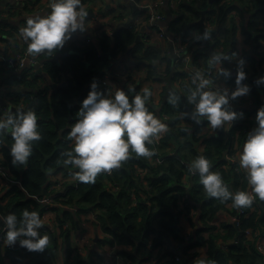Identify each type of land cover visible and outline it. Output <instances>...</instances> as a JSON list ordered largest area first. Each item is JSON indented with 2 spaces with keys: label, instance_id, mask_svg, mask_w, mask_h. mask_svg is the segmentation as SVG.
Returning <instances> with one entry per match:
<instances>
[{
  "label": "trees",
  "instance_id": "1",
  "mask_svg": "<svg viewBox=\"0 0 264 264\" xmlns=\"http://www.w3.org/2000/svg\"><path fill=\"white\" fill-rule=\"evenodd\" d=\"M188 1L182 5H186L189 11L195 14V18H198L200 10ZM222 1L216 0L211 5L204 26L194 23L196 20L187 22L182 15L176 16L169 2V9L173 13L168 22L169 31L171 34L181 31L184 40L198 31L194 38L202 45L199 56L206 63L205 71L209 72L217 67V62L210 63L213 53L231 56L232 52L237 51L238 28L242 29L246 36L245 42L251 44L250 49L248 48L250 54L245 56L244 53V57H247L251 63L250 69L245 68L247 76L244 83L250 85L249 93L253 96L255 106H236L234 109L242 110L243 116L238 118L229 131L223 129L200 136V129L208 121L204 119L197 123L190 116L184 115L185 111L190 113L193 108L188 101V95L195 87L192 82L193 76L187 79L188 74L178 71L172 57H163L168 60L165 69L167 75L176 68L173 73V90L170 94L175 92L179 100L173 104L168 97L167 102L162 105L161 111L169 113L168 121L173 126L167 130L160 142L149 143V147L155 149L154 155L160 154L162 161L158 164L150 163V157L138 156L130 149L129 157L122 161L120 166L110 171H101L94 182H83L78 178L65 181L64 186L56 192V205L51 208L55 212L52 226L44 222L40 229L41 235L46 234L49 237L47 248L44 251H30L22 247L18 241L14 245L7 243L4 248L0 244V263H5L3 257L5 254L10 260L7 264H59L58 247L61 244L62 251H60L67 261L75 255L73 264H87L89 258L92 260L91 264H95L93 255L97 254L102 258V253L90 250V257L85 259L78 253L71 240L72 232L79 227L78 223L82 225V214L89 212L92 207L93 210H100L96 224L106 233V236H103L97 244L119 243L122 245L120 254L130 260L131 264L146 263L152 253L149 249L151 242L155 248L161 247L164 251L163 264H179L175 259L179 249L173 240L182 244L184 252L195 246L206 244L211 264H264V254L258 250L246 233L248 228L254 231L260 229L264 233V199L258 197L257 203L261 211H254L250 216L241 215L239 225L232 218L217 225L215 222L217 214L226 209L228 203H233L232 199L225 201L209 196L199 174H193L188 167L197 156L205 155L210 161V170L219 172L233 192L248 191L250 184L247 175L242 171H236L233 167H225L224 164L227 160L226 154L234 146L235 136L239 133L241 140L246 132L251 130L256 121L252 118V114L264 105V82L257 83V78L264 76V51L258 50L256 45L258 40L264 37V27L257 13H253L254 4L258 3L256 12L264 14V0H239L236 4H234L235 0ZM216 4L221 5L217 8ZM131 6L132 4L127 2L117 4L109 11L114 18L124 19L126 15L133 14V8L129 9ZM231 11L238 12L240 21L234 19L232 24L226 26L227 15ZM144 12L147 10L141 8L135 15ZM18 14V11L7 13L11 17H16ZM23 21L26 23L27 19ZM208 21L218 24L217 27L211 28L210 25L208 26ZM0 25L9 27V31H6L10 34L20 29V24L16 23L1 21ZM205 30L211 33L209 42L203 38L197 39V36ZM140 31L131 22L128 27H121L118 30H104L97 44L89 43L83 47L79 46L73 53L69 50L74 44H64L62 48L51 51L45 50L41 56L45 60L43 73L34 72L28 67L8 71L3 64H0V84L10 87L9 92L3 94L4 100L10 102L7 103L10 110L15 112L21 109L20 107L34 109L38 116L39 130L42 133L41 139L33 141V152L26 164H13L10 153L13 138L7 132L0 134V158L6 165L8 164L16 179V182L8 186L2 198L5 202H0V216L11 212L21 217L25 208L37 210L42 216L48 206L40 198L49 191L54 182L53 174L62 171L65 176H70L78 170L74 165H66L63 162L65 157L62 153L74 145V139L68 134L75 120L78 119L81 101L88 95L93 79L98 80L100 84L102 71L107 69L112 61L117 60L120 53L128 50L153 60L161 56L158 47L146 46L143 33L141 41H137ZM215 38L222 42L223 46H220L218 52L212 53L210 48H215L211 46ZM56 50L65 51L59 63L53 59V53H56ZM257 52H261L262 55L258 57ZM82 53H85L84 57L81 56ZM231 59L232 57L225 59L223 63L230 65ZM85 61L89 64L86 65ZM229 69L232 72L231 77H228L229 81L237 86L235 70L231 67ZM149 74H156L153 66H150ZM44 80L47 83L43 84ZM54 83L57 85L54 86ZM166 89L167 87L165 91ZM133 91L135 94L139 93L140 87H134ZM147 107L160 118V111L151 103L147 104ZM8 112L4 106L0 105V116L7 115ZM182 120L189 121L193 125L177 126L176 124ZM138 165L149 168L145 180L137 172ZM187 174L190 175L189 187L184 182ZM106 178L112 183H117L120 190H111ZM186 194H188L186 202L193 200V204L200 208L198 219L202 223L194 229V240L187 244L184 242L183 231L177 225L181 212L176 209L179 200ZM252 205H254L253 202L248 206L234 205V209L229 211L232 216H237L240 214V208L250 210ZM77 207L79 209L75 210ZM77 220H79L78 223ZM190 221L193 223L192 219ZM4 228L5 225L0 220V232ZM222 242L227 243L226 248L222 246ZM136 249L137 252H135Z\"/></svg>",
  "mask_w": 264,
  "mask_h": 264
},
{
  "label": "clouds",
  "instance_id": "2",
  "mask_svg": "<svg viewBox=\"0 0 264 264\" xmlns=\"http://www.w3.org/2000/svg\"><path fill=\"white\" fill-rule=\"evenodd\" d=\"M89 15L82 0H50V11L45 15L28 16L26 25L20 32L28 42L27 51L36 56L45 50L62 48L75 32L86 30L85 19ZM211 33L205 30L197 39H208ZM213 53L210 63L221 62V74L231 77V69L223 66L225 59ZM244 59L238 61L235 89L210 87L211 81L201 72L193 76L195 87L188 95L193 105L191 112L185 111L197 123L206 119L212 128L224 126L226 121L234 122L243 116L230 105V99L245 95L250 85L244 83L247 72ZM264 82V76L257 83ZM99 81L93 79L88 95L81 101L78 119L72 125L69 136L74 139L72 148L65 150L66 165L72 164L78 170L74 175L83 182H94L104 170L110 171L120 166L131 151L138 156L152 157L155 149L149 147L153 136L166 131L168 125L149 111L146 102L152 95L145 87L143 93L129 97L124 88H118L114 95L98 88ZM170 102L177 103L179 96L173 92ZM257 125L248 132L243 150L239 153V165L245 170L251 191L233 192L219 172L210 170V161L205 155L193 159L188 167L193 174L198 173L209 196L222 200L232 199L235 206L251 205L255 196L264 199V105L256 115ZM9 133L13 138L10 153L13 164H26L33 152V141L39 140L42 133L38 126V116L34 109L9 111L0 117V134ZM148 142V143H146ZM5 225L4 239L9 245L19 242L30 251H44L49 243L48 235H41L44 223L37 210L25 208L22 216L8 213L0 216ZM196 264H211L203 259Z\"/></svg>",
  "mask_w": 264,
  "mask_h": 264
},
{
  "label": "built area",
  "instance_id": "3",
  "mask_svg": "<svg viewBox=\"0 0 264 264\" xmlns=\"http://www.w3.org/2000/svg\"><path fill=\"white\" fill-rule=\"evenodd\" d=\"M187 0H169L170 6L172 9L176 10V16L181 15L180 9L181 5ZM10 4H7L5 15L9 12H15L18 11L19 14L16 16L17 19L24 17V16H34L39 13V10L41 9V1L40 0H11ZM139 5L150 6V12L148 14V17L146 18L145 28L142 30L143 37L145 40V43L149 47H158L161 51V56L155 58L152 61V66L156 69V74L150 75L149 73L146 74L143 79L139 82L140 91L139 93H143V89L145 87L151 89L152 95L149 98V100L146 102V104L151 103L156 109L160 111V119L168 125L167 130L172 127L173 125L169 123L170 115L167 112L161 111L162 105H164L163 98L165 94V88L168 86V79L166 74V67L168 64V60L163 59L165 56H169L173 58V63L178 68V71L185 72L188 74L187 79L190 76H194L196 72L203 73L210 81L211 84L210 87H216V88H223L228 87L229 89H235L237 87L234 83H231L229 81L228 77H225L223 74H221V62H217V67L209 72L205 71L206 63L202 57L199 56V49L202 47V45L199 43V40H196L195 33L190 34L187 40H184L182 37L181 31H176L174 34L171 32L169 33V27L168 22L166 23V14L159 9H157V6L159 4L163 3V0H157L156 3H153L152 0H147L144 2L143 0H135ZM224 2V1H222ZM221 4H217V8L220 7ZM229 13H232L236 19L238 16L240 19V16L237 11H231ZM229 14L227 15V17ZM238 19V20H239ZM219 20V19H217ZM216 20V21H217ZM23 21V20H22ZM215 21V22H216ZM240 21V20H239ZM214 23V22H213ZM212 22L208 21V26L210 25L211 28H216L218 24H213ZM264 23V22H263ZM227 24V23H226ZM264 27V24H263ZM77 32H80L79 30ZM16 33V34H15ZM13 34H7V32L2 31L0 32V64H3L8 71H15V70H21L25 67L31 68L32 71H36L39 73H43L44 70V62L45 60L40 57V54L33 56L27 51V47L24 46H18L14 43L13 39H19L21 41L22 38H19V35L17 32ZM20 35V30L18 31ZM76 33V32H75ZM243 37L246 38L245 34L241 32ZM77 34V33H76ZM261 47L264 46V37L260 39ZM260 42H257L256 45L258 46V50L260 49ZM70 43V42H69ZM68 40H66V44H69ZM243 41L241 40L240 43L237 44V47L243 46ZM214 52H218L220 50L219 48H213ZM261 51V50H260ZM264 51V50H262ZM197 56H199L197 58ZM243 58L244 55L242 52H237L236 56H234L231 61L230 65H226L223 63V66L226 68H233V70L237 71L238 68V61ZM244 68L250 69L251 63L249 60H245ZM264 66V63H263ZM131 65L128 63H124V61L120 60H114L111 62V64L107 67L106 73L102 75L101 81H100V89H103L105 91V94H107L108 90L110 89L111 94L114 95L115 91L118 88H124L127 92L129 97H133L135 95L134 91L129 92L128 88H134L136 87V83L134 81V78L131 74ZM175 68V69H176ZM220 74V75H219ZM219 75V76H218ZM158 77L161 79H158ZM3 92H9L10 87L6 85H1ZM260 92L263 91L260 89ZM253 96H251L250 93H247L245 95L238 96L234 99H230V105L235 108L236 106H248L251 103H253ZM0 117H6V115H1ZM253 118V117H252ZM238 121L236 119L234 122L226 121L224 126L218 127L216 129L212 128V126L205 122L200 129L199 135H207L210 133H214L220 130H226L229 131L230 128ZM188 125V122H184L183 120L180 123H177L176 125ZM193 125V124H189ZM257 125V122L255 121L251 130ZM166 131H162L156 136H153L152 141L153 143H158L161 141V139L165 136ZM209 131L207 133H204V131ZM250 130V131H251ZM249 132V131H248ZM248 132H246L245 136L240 140V134L238 133L235 136V142L233 148L226 154V164H224L225 167H233L236 171H242L244 174H246L245 170L239 165V153L243 150L244 143L247 139ZM203 146V145H202ZM162 161V157L160 154L153 155L149 158L150 163L158 164ZM149 168L146 166H137V172L140 175L142 179L145 180V175L148 173ZM62 171L59 172V174L53 179L54 182L51 184L49 191L43 195L40 200L42 202L46 203V206H48L47 210L44 212V214L41 216L42 220L45 221L47 218V213L53 211L52 206L56 205L57 201L55 199L56 192L59 191L65 184V178ZM16 182V179L10 170V167L8 164L6 165L4 160L0 158V202L4 203L5 199L3 200V196L7 191L8 186L11 183ZM184 182L190 183V175L187 174L185 176ZM107 183H109V186L111 187V190L113 191H119L120 186L117 183H112L107 178ZM147 184V182L145 183ZM248 191H251V185H249ZM146 196V195H144ZM188 197V194H186L185 197L181 198L179 200V205L176 207L178 211H180V218L177 222V225L181 228L183 231L184 236V242L185 244L190 243L192 240H194V229L198 226V224L202 223L199 221L198 216L200 214V208L197 205H194V201L191 200V202H186V198ZM258 195L255 196V199L253 200L254 205H252L250 210H247L246 208H240L239 215L232 216L231 218L233 221L236 222L237 225L240 223L241 215L250 216L252 212H260L261 209L258 206ZM79 207L75 208V210H78ZM91 214L87 215L86 218L90 217V219L98 221L100 210L95 209L90 211ZM55 213V212H54ZM84 214V213H83ZM217 217V216H216ZM190 219L193 220V223L190 221ZM46 222V221H45ZM216 222V218H215ZM223 222V221H221ZM221 222H216L217 225H220ZM185 223H186V229H185ZM86 225V222H85ZM4 231L0 232V244H2V247H5V244H7L4 237ZM247 236L250 240H252L258 250L264 254V233L262 230L254 231L251 228H248L246 230ZM99 235V232H97ZM209 233L207 232V236ZM100 236V235H99ZM95 234H91L89 231H84L80 227L78 234L76 235L77 241L76 248L78 252H84V248L86 245L91 246V244L94 242ZM101 239H103V236H100ZM73 241V240H72ZM79 242H82V245L79 246ZM173 242L176 244L177 248L179 249L177 254H175V259L179 264H196L197 261L203 259L205 261L210 260V256L208 253V246L202 245V246H195L191 249H189L187 252H184L182 244H179L176 240H173ZM109 244V243H106ZM104 244L105 246H107ZM222 246L226 248L227 243L222 242ZM106 248V253L110 250L119 252V250L122 248V245L115 242L114 244H109ZM149 249L152 251L151 255L147 258L145 264H163V254L164 251L161 250V247L155 248L153 243H149ZM4 253V250H2ZM98 251V250H97ZM82 254V253H81ZM121 255V254H120ZM118 255V262H115L114 260H110L107 258H104V260L97 259L95 260V264H99L98 262H101L102 264H131L130 260L127 258ZM4 264H7L10 260L7 256L4 254ZM93 258H98L97 254L93 255ZM2 264V263H0ZM60 264V263H59ZM69 264H73V260L70 261Z\"/></svg>",
  "mask_w": 264,
  "mask_h": 264
},
{
  "label": "crops",
  "instance_id": "4",
  "mask_svg": "<svg viewBox=\"0 0 264 264\" xmlns=\"http://www.w3.org/2000/svg\"><path fill=\"white\" fill-rule=\"evenodd\" d=\"M10 1L11 0H0V22H1V18L2 17L13 18L14 20L17 19L16 17H11L9 15H5V11H6V7L5 6L7 4H10L11 3ZM40 1H41V5L42 6H41V9L39 10L38 14L39 15H45V14H47L50 11V0H40ZM143 1L146 2L147 0H143ZM223 1H225V0H223ZM238 1L239 0H235L234 4L238 3ZM126 2H127V0H82L83 6L87 10L90 7H93V9L97 13L96 14H91L88 11L89 15L85 19L86 30L80 31V32H76L77 34H79L78 36H76L74 38L67 39L68 43L70 42L67 45L74 44L69 51L73 53V52H75V50L79 46L83 47V46H85V45H87L89 43L97 44L99 39H100V37L102 36L104 30H108V31H114L115 29L118 30L119 28H121L119 26V24L126 22L131 17H132V21L131 22H133L136 25V27L141 30L140 33H139V34H141V38L139 40L137 39V41H141V39H142V30L145 28L146 21H145V23L143 25L140 26L139 23H136L135 19L138 18V17H141V15H144V14L148 15L149 12H150V9L147 10V12L139 13L138 15H135V14H132V15H129V16L126 15V17L124 19H119V18L116 19V18H114L113 15H112V12H110L109 10L114 8V6H117V4L121 5V4H125ZM208 3H209V0H195L194 5L196 6L197 9L201 10L203 8H206L208 6ZM129 4H131V3L129 2ZM157 7H159L158 9L160 11H163L164 13H166V15L169 14V10L170 9H169L168 3H166V0H163V3L159 4ZM132 8H133V5L131 7H129V9H132ZM133 10H134V8H133ZM99 11H102V12L99 13ZM174 12L176 14V10H174ZM191 15H192V20L193 21L194 20H198L201 17V12H200V16L198 18H195V14L194 13L193 14L191 13ZM105 17H106V19H105ZM109 20H110V22H109ZM24 25H26V23L24 21H22L20 23V28L23 27ZM6 30L9 31V27H3V26L0 25V32H2V31L5 32ZM19 30H17L16 32L19 35V38H22L23 41H21L19 39H13L14 43L16 45H18V46L28 47V42L26 40H24L23 36L18 33ZM196 32L198 33V31H196ZM7 34L10 35L9 32H7ZM65 44H66V42H65ZM146 46L149 47L147 44H146ZM55 52L56 53H53L54 54L53 59L59 63L63 59L62 57L65 54V51L56 50ZM43 53L44 52L40 53V57L42 56ZM82 54H81V56H82ZM84 55H85V53H84ZM82 57H84V56H82ZM44 58H47V57H44ZM116 59L120 60V61H126L128 64L131 65V68H130L131 69V74H132V77L134 78V81L136 83L135 84L136 87H139V82L143 79V77L146 74L149 73L150 66H152L151 62L153 60V58L149 59L148 57L142 56L141 54H133L129 50L127 52H125V53H120L118 58H116ZM234 73H237V71H234ZM44 75H45V73H44ZM44 83H47V81L44 80L43 84ZM3 94H4V92L2 91V87H1V84H0V105L4 106L5 109H7V111H11L10 108H9V104L7 105V103H10V102L4 100ZM250 105L252 107L255 106L254 102L251 103ZM20 108L25 109V107H20ZM256 115H257V112L255 114L253 113L252 117L256 119ZM256 122H257V120H256ZM188 124H190L189 121H188ZM59 172H56L55 174H53L52 179H54L59 174ZM61 175L64 176L65 181L75 180L77 178L75 175H70V176L69 175L65 176L64 174H61ZM231 205H233L232 208H231ZM229 209L230 210L234 209V204L233 203H228L227 204V208L221 210L217 214V217H216V222L217 223L221 222V221H227V220H229V218H231L232 214L230 213ZM91 210H92V207H91ZM90 211L82 214V219H83L82 225H79V223H78L79 220H77V223H78L79 227L77 228V230H75V232L74 231L72 232V236H71V240H73L74 243H75V238H76V235L78 234V231H79L80 227L82 229H85V231L91 232V227L87 226L88 225V221H86V219H90V217L86 218L87 215H90V213H91ZM49 213L50 214H54V212L50 211V212L47 213V215ZM85 222H86V225H85ZM95 225L97 226L96 223H95ZM97 228H98V226L96 227V229ZM185 229H186V223H185ZM97 232L96 231L94 232V234H95V237H94V240H93L94 242L91 244V246L88 247V249L86 250L85 255H83V257H85V259H87V258L90 257L89 256L90 255V250H98L97 252L102 253V256H103L102 259L103 260H104V258H107V259H110V260H114L115 262H118V258H119L118 255H120L118 252L109 251V252L106 253V250L108 249L106 247L109 244H106L107 246H105L104 244H97V242L100 240V239L96 240V237L98 235ZM120 256H123V255H120ZM64 259H65V257L63 258V261H64L63 264H69L70 261L73 260V257L71 259H69V261H67L66 259L64 260ZM94 259L97 260L98 258H94ZM91 261L92 260L89 258V261L87 262V264H91ZM59 263H60V261H59Z\"/></svg>",
  "mask_w": 264,
  "mask_h": 264
},
{
  "label": "rangeland",
  "instance_id": "5",
  "mask_svg": "<svg viewBox=\"0 0 264 264\" xmlns=\"http://www.w3.org/2000/svg\"><path fill=\"white\" fill-rule=\"evenodd\" d=\"M195 1V0H194ZM194 1L193 0H189L188 1V3H190V4H192V5H194ZM209 4H211L210 3V1H209V3H208V5ZM258 3H256V4H254V9H253V13L255 14V13H257V16H258V18L260 19V21H262V22H264V14L263 13H260V12H256L257 11V8H256V5H257ZM217 5V4H216ZM159 7H157V9H158ZM180 14L183 16V18H184V20H186L187 22H190L191 20H192V15H191V12L189 11V8L186 6V5H181V9H180ZM146 16H147V14H144V15H141V17H138V18H136L135 19V21H136V23H139V25L141 26V25H143L144 23H145V20H146ZM105 19H106V17H105ZM234 19H235V17H234V15L232 14V13H229V16L227 17V24H226V26H228L229 24H232L233 22H234ZM236 19L238 20L239 19V17L237 16L236 17ZM240 20V19H239ZM109 22H110V20H109ZM263 24L264 23H262V26H263ZM239 26H240V23H239ZM242 29H240L239 30V28H238V35H237V44L238 43H240V41L242 40L243 41V46L240 48V47H238V49H237V51L234 53V52H232V55H231V57L233 58L234 56H236V54H237V52H242V54L244 55V53H245V56H248L249 54H250V46H251V44L250 43H246L245 42V38L243 37V35H242ZM255 34H256V32H255ZM254 33H253V35H255ZM258 42H260V39L258 40ZM258 44V43H257ZM211 46H214L215 48H219L220 46H223V44H222V42H220L219 40H216V38H215V40H213V42H212V44H211ZM259 46H260V49L259 50H264V46L263 47H261L262 45H261V42H260V44H259ZM249 48V49H248ZM258 57H260L261 55H262V53L261 52H257V54H256ZM244 59L245 60H249L247 57H244ZM124 63H127L126 61H124ZM128 91L129 92H133V89L132 88H128ZM207 132H209V131H204V133H207ZM202 146V145H201ZM106 181H107V178L105 179ZM191 185V183H187V187H189ZM232 206L233 205H231V208H232ZM93 209V208H92ZM91 214V213H90ZM55 219V213L54 214H48L47 215V218L45 219V221L47 222V225H49V226H52V224H53V220ZM230 219V218H229ZM82 221H83V219H82ZM86 221H88V227L90 226L91 227V234H93L95 231L97 232H99V235L100 236H106V233L104 232V231H102L101 229H99V228H97L96 229V225H95V223H96V221L95 220H92V219H86ZM84 231H85V229H84ZM75 240L77 241V238H75ZM73 244L76 246V243H74V241H73ZM82 245V242H79V246H81ZM104 246V245H103ZM102 246V247H103ZM61 244H59V247H58V252H60L59 253V260H58V262L60 261V264H63V258H64V256H63V254H62V250H61ZM88 245H86L85 246V248H84V252H78L81 256H83V255H85V252H86V250L88 249ZM61 250V251H60ZM110 251H112V250H110ZM111 253V252H110ZM75 256V255H74ZM74 256H73V261H74ZM98 259H100V260H102V258L101 257H98ZM65 260V259H64ZM148 264V263H147Z\"/></svg>",
  "mask_w": 264,
  "mask_h": 264
},
{
  "label": "water",
  "instance_id": "6",
  "mask_svg": "<svg viewBox=\"0 0 264 264\" xmlns=\"http://www.w3.org/2000/svg\"><path fill=\"white\" fill-rule=\"evenodd\" d=\"M152 1H153V3H156L157 2V0H152ZM209 1H210L211 4H209L206 8H203V9L200 10L201 17L198 20H196L194 23L200 24L202 26H204L206 24V16H207V13L210 11L211 5H212V3L215 0H209ZM127 2L128 3L130 2L133 5V8H134L133 14H135L137 12V10H140L141 8L146 9V10H149L150 9V6L149 5L141 6L137 2H135V0H127ZM166 3H169V0H166ZM88 11L91 14H96L97 13L93 9V7H90L88 9ZM101 12L102 11H99V13H101ZM172 15H173V13L169 10V14H167V16H166V23L169 22V20L171 19ZM28 16H30V15H28ZM28 16H24V17H21L19 19H15V20L13 18H9V17H2L1 18V21L4 22V23L12 22V23L20 24L22 22V20L27 19ZM131 21H132V17L129 18L126 22L120 23L119 26L120 27H128L129 24L131 23ZM169 33H170V31H169ZM78 35L79 34L73 33L70 38H74V37H76ZM140 38H141V34H138L137 39L139 40ZM204 40L207 41V42H209L210 41V38L204 39ZM210 52H212V53L214 52L213 47L210 48ZM82 56H84V53L82 54ZM85 64L88 65L89 63L87 61H85ZM106 71H107V69L106 70H103L102 73H101V75H103L104 73H106ZM174 71H175V68H173L171 70V72L167 76L168 86H167V89H166V92H165L164 98H163V102L164 103L167 102L168 97H169V94L173 90L172 81H173V73H174ZM56 85H57V83H54V86H56ZM12 109H13V107H12ZM99 239H101V238H100L99 235H97L96 240H99ZM135 252H137V249L135 250Z\"/></svg>",
  "mask_w": 264,
  "mask_h": 264
},
{
  "label": "flooded vegetation",
  "instance_id": "7",
  "mask_svg": "<svg viewBox=\"0 0 264 264\" xmlns=\"http://www.w3.org/2000/svg\"><path fill=\"white\" fill-rule=\"evenodd\" d=\"M258 9V7H256Z\"/></svg>",
  "mask_w": 264,
  "mask_h": 264
}]
</instances>
